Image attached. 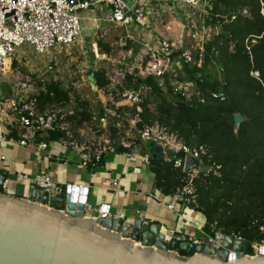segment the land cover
<instances>
[{
    "label": "trees",
    "instance_id": "16d2710c",
    "mask_svg": "<svg viewBox=\"0 0 264 264\" xmlns=\"http://www.w3.org/2000/svg\"><path fill=\"white\" fill-rule=\"evenodd\" d=\"M210 1L212 8L208 15L200 18L205 26L216 28V32L202 49L195 51L201 67L181 59L184 75L161 82L142 74L139 66L146 62L148 55L140 50L139 44L129 42L127 47L133 48L132 64L122 65L123 84L109 89L112 80L106 69L89 72L97 90H104L110 96L125 89L139 91V113L127 105L113 103L107 108L99 107L95 116L83 99L69 111L46 112L49 106L66 107L72 96L59 80H41L36 73H30L26 82L13 86L7 83L2 89L8 87L11 94L15 87L19 95V112L12 121L11 136L27 139L32 133L36 143L58 141L82 155L88 167L102 165L111 150L126 152L143 142L156 153L154 157L148 153L156 188L166 195L178 194L180 202L203 214L204 235L221 232L244 238L248 243L247 253L253 254L251 243H264V0ZM245 7L249 8L247 15L243 14ZM87 42H92L90 36ZM96 43L100 53L113 54L109 43L100 38ZM135 53L141 59L134 60ZM12 69L18 75L23 73L15 56ZM197 70L202 73L201 79L195 78ZM186 80L196 83L188 91L189 100L177 98L172 89L173 83ZM31 83L36 87L35 92L22 94ZM218 92H223V99L214 96ZM127 111L134 117L138 114L135 136L124 140L117 138L121 134L110 136L111 146L93 147L76 139L75 129L95 117L98 127L94 129L98 135L104 132L99 123L103 117H112L123 130ZM235 113L247 116L237 134ZM22 115L30 119L29 125L20 121ZM146 125L172 142L189 145L192 150L202 149L205 169L191 176L175 167L173 161L164 158L166 150L161 141L146 142L140 138ZM169 155L183 156L180 151H170ZM188 188L191 192H187Z\"/></svg>",
    "mask_w": 264,
    "mask_h": 264
},
{
    "label": "water",
    "instance_id": "95a60500",
    "mask_svg": "<svg viewBox=\"0 0 264 264\" xmlns=\"http://www.w3.org/2000/svg\"><path fill=\"white\" fill-rule=\"evenodd\" d=\"M73 4L88 2L89 8L104 0H68ZM137 0H121L123 11L131 15ZM84 9L78 8L80 13ZM245 7L243 14L247 15ZM234 132L247 116L235 113ZM109 136L121 132L112 117L104 123ZM151 156L156 153L149 148ZM172 156V155H171ZM169 155V158H172ZM189 173L205 169L202 158H186ZM7 173H0V264H264V253L247 255L244 238L217 232L211 245L172 238L157 222H147L137 215L125 230V220L107 214V205L86 206L85 195L75 200L77 188L55 196L43 194L34 184L27 198L4 192Z\"/></svg>",
    "mask_w": 264,
    "mask_h": 264
},
{
    "label": "built area",
    "instance_id": "2783aa9c",
    "mask_svg": "<svg viewBox=\"0 0 264 264\" xmlns=\"http://www.w3.org/2000/svg\"><path fill=\"white\" fill-rule=\"evenodd\" d=\"M104 1H108L111 4L112 9L103 17L95 18L94 20L96 22L108 21L126 27L135 20L149 30L151 20L155 19L156 16H160V11L158 9L152 10V8L149 7L150 3L160 0H137V4L131 15H127L123 11L121 0ZM163 1L169 5H179L181 7V10L179 11L180 15H184L190 25L188 24L189 26L187 25L185 28L181 22V25L178 26V28H175L174 22L168 20L164 23L165 36L156 35L155 38L154 36L147 35L145 38H138V36L126 31L125 34L121 36L120 41L121 46L124 47V49H127L126 52L129 56L133 55V48L127 47L129 41L139 44L142 50L148 55L146 62L139 66L140 71L142 74L158 78L161 82L165 79H171L178 67L181 68V59H184L191 64L197 63L198 66L201 67L202 62L201 60H196L195 51L197 49H202L204 43L210 38L208 34L211 31V27L203 24L207 29H205L204 33H201L199 31L201 26L199 19L193 16V14L190 15L189 10L193 12L195 11L194 13L201 10L202 12H199V15L202 16L208 15L209 10L212 8L210 0ZM185 7L187 9L183 10ZM78 8H83L84 10L88 9L89 4L88 2H83L75 5L68 0H0V73L6 72L5 68L7 62H10L9 65H11L13 56L21 47H31V51L36 57L46 53L55 46L68 45L77 42L82 33V17L80 13L77 12ZM143 8H146L147 14H144ZM200 40L202 41L201 45H197V48L195 47L192 49L193 42L195 43ZM92 49L98 57L99 52L97 43H93ZM103 56H105V54H103ZM194 74L196 79H201L202 73L200 71L197 70ZM111 80L113 81V79ZM112 84L113 82L110 84L109 88ZM195 84L196 83L192 80L182 83H173V93L177 98L189 100L188 91L193 88ZM93 85L95 84L93 83ZM121 95L126 101L133 105V108L136 109L137 113L141 111V98L139 91L125 89ZM214 96L222 99L224 98L223 92L214 93ZM18 112V99L12 98L7 100L0 98V141L4 142L10 138L5 128V119L17 117ZM138 119V114H136L133 123L135 124ZM20 121L24 125L30 124V119L25 115L20 116ZM105 121V117L100 118L103 128ZM140 138L146 142L156 139L161 141L166 150L164 158L168 161H173L174 166L181 168L184 172L187 171L186 158L189 155L201 158L202 149L192 150L189 145L172 142L165 135L159 134L154 128L148 125H146L141 131ZM31 140L34 141L35 139L31 138ZM20 143L26 145L28 144V140L26 138H21ZM40 146L46 148L47 143L42 141ZM138 151L139 147L134 145L130 150L129 155H135ZM170 151H180L183 156L179 158H169ZM0 157L1 159L6 158L3 154L0 155ZM190 174L191 176L196 175L195 173ZM25 177L30 180L31 184L36 185L43 194H47L48 196H55L64 193L65 191L72 192L74 188H77L74 197L75 200H79L85 195V189L88 193V189L84 185H77L76 183H67L63 185L53 180L47 173H39L35 176ZM114 184L118 186L117 181H114ZM187 192H191V189L188 188ZM179 199L178 194L173 195L169 207L173 208L175 204L179 202ZM86 206L92 208L87 202ZM107 214L112 215L109 213L108 208ZM117 217L124 219V213H119ZM161 227L167 231L163 226ZM172 238L196 244L203 243L204 241V236L183 233L178 234L174 231H172ZM209 239L211 245L216 248L220 247V244L217 243L214 236H209ZM263 245L264 243H251L253 254L247 253V251L246 254H261L262 252H260L258 248Z\"/></svg>",
    "mask_w": 264,
    "mask_h": 264
},
{
    "label": "crops",
    "instance_id": "0c3cea01",
    "mask_svg": "<svg viewBox=\"0 0 264 264\" xmlns=\"http://www.w3.org/2000/svg\"><path fill=\"white\" fill-rule=\"evenodd\" d=\"M178 15L180 16V13ZM179 16L175 22L169 18L165 21L171 20L175 28H178L181 25ZM99 17L100 14H97L94 19ZM157 23L160 22L156 19L151 20L150 33L155 31L153 26ZM141 26L143 25L140 23L134 28L139 30ZM137 33L139 35V32ZM11 90L10 94L8 87L5 90L0 88V98L19 100L15 87ZM12 121V118L5 119V128L10 138L4 142L0 141V155L6 157L5 159L0 157V173L8 175L4 186L6 194L27 198L32 184L25 176L47 173L53 180L63 185L67 183L84 185L88 189L86 202L92 208L107 205L109 213L116 218L123 212L125 223L131 224L135 217L140 215L145 221L157 222L166 230L178 234L204 236L203 214L187 205L181 208L169 207L172 196L156 188L155 174L149 167L147 156L140 149L135 155H129L130 150L126 152L111 150L102 165L88 167L82 156L58 141H43L47 143V147L43 148L40 146L41 142L36 143L28 137V144H21L20 139L23 137L10 135ZM19 133L21 134L20 131L17 134ZM147 151L149 152V149ZM114 181L118 182V186ZM177 203L184 204L180 201Z\"/></svg>",
    "mask_w": 264,
    "mask_h": 264
},
{
    "label": "rangeland",
    "instance_id": "374dc122",
    "mask_svg": "<svg viewBox=\"0 0 264 264\" xmlns=\"http://www.w3.org/2000/svg\"><path fill=\"white\" fill-rule=\"evenodd\" d=\"M149 7L152 8V10L157 7L160 11V16H156L155 18L157 22L160 23H157L156 26H153V29L155 31H153L152 34L150 33L152 31L150 29L151 27H149L150 30H148L144 26H141L139 30L135 29L134 27H138L140 24L135 20L126 27L120 24L119 26L108 21L96 22L94 20V16L100 14V18L103 17L105 15V12L111 11L112 6L108 1L95 3L93 7L80 12V15L82 17V33L77 42L68 45L55 46L48 50L46 53L38 55L36 57L32 53L31 47L24 46L19 48L14 56L17 58L20 67H22L23 73L18 75V73H16L12 69V62L11 65L7 63V66L5 68L6 72L0 73V88H3L5 85H7V83L13 86L14 84L16 85L17 83H20V81L26 82L29 80L28 75L30 73H36L41 80L51 78L59 80L62 86L66 90L70 91V95L72 96L71 102L66 107L54 108L52 106H49L46 112L52 111L54 113H59L61 111H69L73 107L77 106L78 101L81 99L89 103L90 111L95 116L99 111V107L107 108L108 105L110 106V104L113 103L115 105H127L130 109H133V105L126 101L124 97H122L121 93H119V91L116 92L113 96H110L108 92H104V90H97V87H95V85H93V82L90 80L89 72L92 69L97 68L106 69L108 75L111 77V79H113V84L109 89H115L117 84L124 83L122 75V65L132 64V55L129 56L126 52L127 49H124V47L121 46V36H123L126 31H129L133 35L139 36L140 38H145L147 37V35L152 37L154 36L155 38L156 35L165 36L164 24H162V22H164L167 18L171 20L173 19V21L175 22L177 20V16H179L178 13L181 10V7L179 5H169L168 3H164L163 0L150 3ZM184 9L187 8L185 7L183 8V10ZM146 11V8H143L144 14H147ZM189 12L190 15L193 14V16L201 21V16L199 15V12H202L201 10H198L197 13H194L195 11L193 12L190 10ZM180 16V21L182 22L183 27L185 26L186 28L189 22L187 21V19H185L184 15ZM200 24L201 26L199 28V31L201 33H204L205 29L207 28L203 25L202 21L200 22ZM137 32H139V35ZM215 32L216 28L211 27V31L208 34L209 37L211 38L215 34ZM89 36L92 41L91 43L87 42V37ZM98 38L111 45L113 50V54L111 56H106V54L105 56H103V54L99 51V56L97 57L95 55L92 47L93 43L97 42ZM201 43V40L195 43L193 42L192 49H194L195 47L197 48V45H201ZM139 48L140 50H142L141 46H139ZM135 54L136 56L134 60L141 59L140 54ZM183 75L184 70L178 67L171 79ZM182 82L185 81H180V83ZM35 90L36 87L33 83H31L28 84L27 87L21 91V93L33 94ZM109 117L110 116L106 117V120ZM134 118L135 117L133 116L132 112H125L123 120L126 123L124 122V129H121L122 133L120 132L121 135H118V139L124 140L125 137L136 135L137 129L135 124L133 123ZM14 119H16V117L12 118V120ZM97 121L98 120L95 117L94 120H91L88 123L85 122L80 127L75 129L74 133L77 136L76 139L83 142L84 144H89V146L91 147H93V145L111 146L113 144V139L110 138L109 134L104 131L100 135H98L96 129H94V127H98ZM29 134L30 139L33 138L32 133ZM137 146L148 158L149 152L147 151L148 148L145 146V144L141 142ZM183 205L185 204L176 203L175 208H181L183 207Z\"/></svg>",
    "mask_w": 264,
    "mask_h": 264
},
{
    "label": "bare ground",
    "instance_id": "6f19581e",
    "mask_svg": "<svg viewBox=\"0 0 264 264\" xmlns=\"http://www.w3.org/2000/svg\"><path fill=\"white\" fill-rule=\"evenodd\" d=\"M7 63H10V62H7ZM124 229L125 230H129L130 229V224L129 223H125ZM258 249H259L260 252L264 253V245L263 246H260Z\"/></svg>",
    "mask_w": 264,
    "mask_h": 264
}]
</instances>
